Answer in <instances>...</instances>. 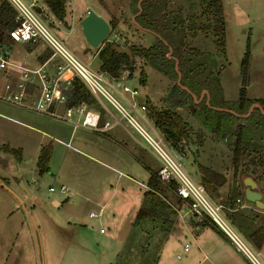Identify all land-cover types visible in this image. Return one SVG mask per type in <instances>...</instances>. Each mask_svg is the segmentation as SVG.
Instances as JSON below:
<instances>
[{"label": "rangeland", "instance_id": "rangeland-1", "mask_svg": "<svg viewBox=\"0 0 264 264\" xmlns=\"http://www.w3.org/2000/svg\"><path fill=\"white\" fill-rule=\"evenodd\" d=\"M36 1L52 32L94 70L101 71L97 53L103 43L98 48H87L79 21L88 6L107 21L117 23L104 40L120 46H148L155 41L151 32L137 27L131 20V0H64L62 19H57L43 0ZM221 4L224 53L214 43L213 16L204 11L199 0H168L169 8L181 10L186 18L194 14L198 16L193 34L187 33L184 38V46L218 55L214 70L220 80L223 99L228 102L237 100L239 90L244 86L245 96L260 104L264 102V0H221ZM247 49L249 62L243 84L242 58ZM9 50L10 59L16 64L23 62L34 67L45 58L50 59L49 68L44 67L50 74H54L55 66L60 64L40 40L16 42ZM132 60V71L122 70L116 78L104 72L105 77L110 81L120 80L130 89L136 88L149 104L160 106L161 97L164 94L165 99L173 79L139 56H133ZM9 69L20 71L16 67ZM8 78L7 72L0 68V95ZM141 79L143 82H139ZM62 83L57 80V85ZM28 89L31 92V84ZM161 105H167L165 100ZM17 112L28 115V118ZM181 116L191 127L190 139L174 149L162 138L186 172L198 183L202 176L198 164L227 174L228 178L239 177L238 173H232L230 148L205 129L187 107L181 111ZM31 117L42 121L44 115L0 98V177L12 190L0 186V264H137V254L142 253L138 252V246L146 238L144 218L154 216L156 202L152 195L143 198V191L148 187L142 179L149 175L147 166L156 168L157 163L159 165L157 158L135 143L142 161L139 164L132 162L133 169L126 176L101 162L82 159L71 147H59L58 144L48 163L49 169L39 172L36 160L42 139L32 125L39 128L41 125ZM142 124L153 131L146 122L142 121ZM131 132L143 143L133 128ZM43 143L52 145L45 138ZM260 155L264 160V152ZM63 157H66L65 161ZM16 178L19 179L17 183ZM227 180L220 185V191L227 186ZM61 183L68 187L66 193L48 190L49 186L57 187ZM205 192L210 198L213 196L207 189ZM157 195L160 199L157 201L177 203V197L169 191ZM54 198L60 201L59 205L53 202ZM143 199L145 203H142ZM99 206L103 207L102 215L88 217L89 210L96 212ZM88 223L92 224L91 227ZM100 227L105 232H99ZM132 255H136L135 261L130 260Z\"/></svg>", "mask_w": 264, "mask_h": 264}, {"label": "trees", "instance_id": "trees-1", "mask_svg": "<svg viewBox=\"0 0 264 264\" xmlns=\"http://www.w3.org/2000/svg\"><path fill=\"white\" fill-rule=\"evenodd\" d=\"M52 14L57 19H62L64 14V0H43ZM205 12L213 16L212 25L214 26V43L218 50L224 53V24H223V5L221 0H199ZM140 11L134 16V20L141 28L148 29L156 33L155 41L148 46L130 44L132 56H139L150 66L162 72L167 77L173 79L165 97L166 106H148L147 115L153 126L170 143V146L176 149L182 141L190 139V125L181 116V108H188L197 121L209 132L219 137L229 148L231 155L232 173L245 174L252 176L264 191V160L260 153L264 152V113L254 107L247 116L241 117L248 109V106L254 102L245 96V87L239 90V95L235 101H226L222 97L220 80L214 67L217 64V54L201 51L198 49H189L184 46V38L187 33L194 32L196 27L197 15L186 18L179 9H170L168 0H141ZM131 13L138 11L137 0H131ZM14 9L6 0L0 1V41L5 40L6 29L15 24ZM190 21H189V20ZM110 29L116 27V21H108ZM111 40H104L103 45L97 53L98 69L105 72L109 77L116 78L122 70L132 71L134 69L133 60L130 61L125 53L117 52L112 45ZM171 49L170 55L166 53ZM249 50L247 49L242 58L243 84L248 66ZM175 59L180 73V83L189 91L181 88L176 83L177 73L174 69ZM143 82V79L141 81ZM202 89H206L209 97V105L205 104V95L195 103L191 93L199 96ZM67 104L72 105L78 101H91L90 93L83 84L76 78H73L66 91ZM264 110V102L260 103ZM220 106L232 112L218 110L215 107ZM50 146H41L37 155L36 164L39 172L48 170V158ZM19 155V154H18ZM258 155V157H256ZM202 176L200 183L204 189H207L214 198L218 186L226 181V175L217 172L208 166L198 164ZM4 181L3 178H0ZM147 190L143 193V198L152 195L156 201L154 210L160 211L163 220L168 221L167 212L171 211L168 203L160 200L157 194L163 191L173 192L170 188L160 183L155 172H152L147 179ZM173 186V185H172ZM235 179L229 190V200H232L235 193ZM174 197H177L174 195ZM142 200V203L144 202ZM177 199H179L177 197ZM172 212V211H171ZM258 235L262 231L257 230Z\"/></svg>", "mask_w": 264, "mask_h": 264}, {"label": "crops", "instance_id": "crops-1", "mask_svg": "<svg viewBox=\"0 0 264 264\" xmlns=\"http://www.w3.org/2000/svg\"><path fill=\"white\" fill-rule=\"evenodd\" d=\"M6 39L3 40V42L8 48L13 47L16 43L8 38ZM20 43L22 44L24 42ZM16 51H18V49H16ZM46 59L47 58L34 67L44 64L43 66L45 68H49L48 62L50 59ZM22 65L25 64L22 62ZM27 66L33 67L29 64ZM8 76V80L12 79L15 81L19 79V73L14 70L9 71ZM106 80L109 83L113 82L116 84V86H108V90L121 105L127 106V100L130 99V95L126 94V91H122L118 86V83H122V81H110L107 78ZM31 87V93L35 94L36 89L34 88V84L31 85ZM90 95L92 99L87 102L78 101L72 105L67 104V101L66 103H51L49 109L53 111L54 115L39 113L33 110L36 113L44 115L42 121L31 117V120L41 125V128L32 125L41 135L42 142L39 144V150L41 146L45 144L43 143L45 138L52 143V145H50L48 163L52 160L56 145L59 144V147L60 145H66L77 151L78 156L82 159L92 162H101L106 167L116 170L119 174L128 176L130 173L128 171L133 169L131 163L135 162L139 164L142 161L136 151L135 143H139V145L148 150L151 155L154 156V154L144 141L142 143L136 139L131 132L133 127L111 102L102 97L99 101L92 94ZM136 98L140 101H144L147 107H155V105L149 104L138 91ZM161 98L162 104L163 100H165L164 94ZM161 104L160 106H162ZM67 105L71 106V115L69 117L65 116V107ZM183 110L184 108H181V111ZM131 112L141 125H143L137 113ZM17 114L23 117L27 116L28 118V115H24V113L17 112ZM145 119L146 120L143 122H146L154 132L161 135L153 126L150 118L148 120L147 110ZM125 153L126 155H124ZM65 160L66 157H63V161ZM115 166H117V168ZM156 166L158 167V163ZM147 167L149 169V177L152 172L156 171L157 167ZM238 176L239 177L236 178H233V176L228 178L226 174V180H228L225 189L220 191V186H218L216 193H214V198L208 197L211 200L213 199V202L222 206L221 209L231 225L241 234L251 248L253 247L259 252L261 258L264 260V206L258 208L252 201H247L244 198V185L242 184V179L248 175L239 174ZM148 177L142 179L146 188ZM234 179L236 195L232 200H229L228 192L231 189ZM230 180H232V182ZM15 181L17 183L19 179L16 178ZM20 182L22 181L20 180ZM256 189L262 193V200L264 201V191L258 182ZM237 198L240 200H237ZM53 202H56L57 205L60 204L57 198H54ZM176 202L175 205L168 203L172 211H168L166 214L168 221H164L160 211L157 212V210L154 209V216L144 218L145 223L143 226L145 231L144 236L146 238L143 239V244H139L138 246V252L141 251L142 253L137 254V258L135 257L136 255L129 256L130 260L132 259L135 261V258L136 260L139 258L137 264H249L243 254L232 247L225 236H223L207 219L191 216L183 201L176 198ZM100 208L102 215V206H99L97 211ZM91 225L92 224L88 223L89 227H91ZM257 230L262 231V235H258L256 233ZM99 232L103 233L105 229ZM184 246H186V248H184ZM153 247H155V249H153Z\"/></svg>", "mask_w": 264, "mask_h": 264}, {"label": "built area", "instance_id": "built-area-1", "mask_svg": "<svg viewBox=\"0 0 264 264\" xmlns=\"http://www.w3.org/2000/svg\"><path fill=\"white\" fill-rule=\"evenodd\" d=\"M14 9L15 24L6 29V36L15 42L43 41L50 51L51 57L60 60V64L55 66L54 74H50L44 64L30 68L22 64H16L10 59V50L5 46L3 40L0 41V68L9 73V67L20 69L19 79L7 80L4 83L3 93L0 98L13 104L28 107L39 113L54 115L49 109V105L55 102L66 103V91L70 85L72 77L77 78L85 89L100 101L104 98L120 112L128 123L139 133L147 147L157 158L159 165L155 171L157 180L173 192L183 201L189 214L194 217L207 219L216 227L229 243L246 258L249 264H264L259 252L251 248L243 239L241 234L231 225L224 213L222 206L213 202L205 192L202 184L196 182L183 168L178 157L167 147L161 135L154 131L147 130L132 112L137 113L139 119L145 121L147 104L139 101L137 89L129 88L126 84L118 83L122 91L129 92L130 99L127 106L121 105L110 93L108 86H116L106 80L103 71L90 68L81 59L77 58L64 42L56 36L49 26L44 22V18L36 11L39 6L36 0H6ZM57 80H62V85H57ZM33 85L36 93L32 96L28 89V84ZM71 115V106L65 107V116ZM173 185V186H172ZM49 191L66 193L68 187L59 184L57 187L49 186ZM237 200H240L237 198ZM101 208L97 211H90L88 216L99 217ZM101 227L99 231H103ZM186 248V246H184Z\"/></svg>", "mask_w": 264, "mask_h": 264}, {"label": "water", "instance_id": "water-1", "mask_svg": "<svg viewBox=\"0 0 264 264\" xmlns=\"http://www.w3.org/2000/svg\"><path fill=\"white\" fill-rule=\"evenodd\" d=\"M140 1L141 0H137L138 11L136 13H134L131 17V20L133 21V23L139 28H141V27L134 20V16L140 11V8H141L140 7ZM35 9L37 12L40 13L41 17L44 18V14L42 13V8L40 6H36ZM79 25H80L81 33H82L84 40L87 44V48L88 47L98 48L103 43L104 39L106 38L107 34L110 31V25H109L108 21L106 20V18L104 16H102L101 14L97 13L90 6H88L86 8V13L81 17V19L79 21ZM141 29L149 31L153 35H156V33H154L153 31H150V30L145 29V28H141ZM112 48H114L117 52L127 54L129 57V60L132 61L133 56H132L130 48L128 46H120V45L114 43L112 45ZM170 52H171V49L169 48L168 52L166 53L167 57H172L170 55ZM174 69L176 70V73H177V78H176L177 85L180 86L181 88L189 91L185 86H183L180 83V73H179L178 68H177V60L176 59H175ZM203 95H205V104L209 105V97H208V93H207L206 89H202L198 97H196L195 94L191 93L192 99L195 103L199 102L202 99ZM254 107L258 108L262 113H264V110L262 109L261 105L258 102L254 101L248 106V109L246 110V112L243 114H239V116H241V117L247 116L249 114V112ZM215 108L218 110H224V111L232 112L233 114L238 115L236 112H234L231 109L228 110V109H226L224 107H220V106H216ZM231 182H232V180H231ZM4 183L5 182L0 179V185L7 187ZM20 183L24 187L22 182H20ZM237 183H236V185H237ZM242 184L244 185V188H243L244 198L247 201H250V202L252 201L256 207L262 208L264 206V201L262 200V193L256 189L257 181L250 175V176H245L242 179ZM9 190L12 192L11 189H9Z\"/></svg>", "mask_w": 264, "mask_h": 264}]
</instances>
